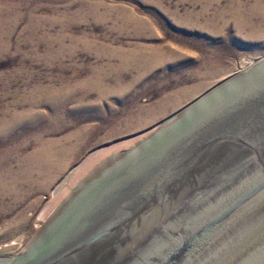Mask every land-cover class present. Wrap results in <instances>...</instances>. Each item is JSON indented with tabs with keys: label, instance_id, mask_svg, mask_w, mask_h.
<instances>
[{
	"label": "rangeland",
	"instance_id": "rangeland-1",
	"mask_svg": "<svg viewBox=\"0 0 264 264\" xmlns=\"http://www.w3.org/2000/svg\"><path fill=\"white\" fill-rule=\"evenodd\" d=\"M262 57L264 0H0V260Z\"/></svg>",
	"mask_w": 264,
	"mask_h": 264
},
{
	"label": "water",
	"instance_id": "water-1",
	"mask_svg": "<svg viewBox=\"0 0 264 264\" xmlns=\"http://www.w3.org/2000/svg\"><path fill=\"white\" fill-rule=\"evenodd\" d=\"M231 79L0 264H264V57Z\"/></svg>",
	"mask_w": 264,
	"mask_h": 264
},
{
	"label": "bare ground",
	"instance_id": "bare-ground-1",
	"mask_svg": "<svg viewBox=\"0 0 264 264\" xmlns=\"http://www.w3.org/2000/svg\"><path fill=\"white\" fill-rule=\"evenodd\" d=\"M203 5V4H202ZM213 21V20H212ZM141 47V46H140ZM142 50V49H141ZM128 52V51H127ZM123 55V54H122ZM155 58V57H154ZM150 60H153V62H155V60L156 59H148V58H145V54H144V52L142 53L141 51H139L138 50V52H133V53H130L128 56H125V57H123L122 58V63L123 64H125V65H137V66H143V65H145V67H149V66H151L153 63H151V61ZM259 61V60H258ZM120 63V62H119ZM256 65V64H255ZM255 65H253V66H255ZM252 66V67H253ZM251 67V68H252ZM251 68H249V69H251ZM248 69V70H249ZM248 70H246V71H248ZM246 71H244V72H241L240 74H235V75H233V76H231V77H229L228 79H226L225 81H223L222 83H220V84H218L216 87H214V89L213 90H216V89H219V87L221 86V85H223L225 82H227V80H229V79H231V80H234L235 78H237V76H240L241 74H243V73H245ZM98 79V78H97ZM101 79V78H100ZM212 90V91H213ZM55 92V91H54ZM58 93V92H57ZM55 94H56V92H55ZM105 94V93H104ZM52 95V94H51ZM57 95V94H56ZM52 97V96H51ZM204 99V98H203ZM203 99L201 100V101H203ZM201 101L199 102V103H201ZM190 106V105H189ZM164 131V130H163ZM37 155L36 156H38V157H40V161H44L45 163H39V165H40V168L41 167H44L45 168V170L46 169H51V167L52 166H54L55 164L54 163H50V161H51V159L54 157V156H56V152H51V153H49V152H47L46 150H45V148L43 147L42 149H40L37 153H36ZM58 155V154H57ZM33 156V155H32ZM57 164V163H56ZM120 164V163H119ZM56 166V165H55ZM117 166V165H116ZM115 166V167H116ZM44 168H41L42 169V171L44 170ZM114 168V167H113ZM112 168V169H113ZM112 169H110L108 172H110ZM107 174V173H106ZM105 174V175H106ZM82 197V196H81Z\"/></svg>",
	"mask_w": 264,
	"mask_h": 264
}]
</instances>
